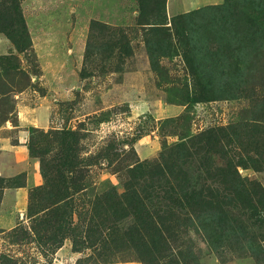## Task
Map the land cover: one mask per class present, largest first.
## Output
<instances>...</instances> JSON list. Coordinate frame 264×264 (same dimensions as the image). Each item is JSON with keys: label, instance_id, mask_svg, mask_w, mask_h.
Returning <instances> with one entry per match:
<instances>
[{"label": "rangeland", "instance_id": "374dc122", "mask_svg": "<svg viewBox=\"0 0 264 264\" xmlns=\"http://www.w3.org/2000/svg\"><path fill=\"white\" fill-rule=\"evenodd\" d=\"M18 2L33 49L29 54L19 53L0 33V55L8 57L0 62V264H9L4 256L17 264H145L132 244L125 243L124 232L130 220L117 223L109 238L93 248L76 252L71 237L65 234L60 248L41 246L30 228L32 220L27 210L32 191L44 185L46 178L40 158L30 152V138L38 142L39 149L51 150L46 155L49 162H45L49 165L61 150L57 133H80L79 158H90L93 164L84 166L87 187L72 197L73 219L76 221L80 212L107 229L109 219L95 218L96 199L113 188L123 193L130 168L143 161H157L160 155L168 157L171 146L200 131L263 121L256 141L264 149V41L257 52L246 53L250 61L246 58L241 69H228L216 63L217 46L208 48L201 41L200 52L191 56L187 45L190 57L185 58L181 36L174 26L157 30L147 23L141 25L139 0ZM225 2L166 0L165 13L168 22L193 13L194 23L198 21L195 18H206L211 24L214 10L221 17L219 25L227 26V38L242 36L221 8ZM251 2L258 3L249 0L237 13H244L243 25L254 20L262 26L264 9ZM199 9L203 15L198 16ZM191 23L188 31L193 29ZM179 27L182 30L181 24ZM223 49V53L228 51L227 46ZM243 51L236 54L244 56ZM232 94L237 96L226 98ZM262 152L259 159L264 157ZM263 164L239 166V172L251 186L259 182L264 187ZM142 170L139 167L138 173ZM176 184L177 179L171 176L164 188ZM171 211L180 213L176 204ZM249 212L243 210L236 216L242 220L245 217L248 222H243L249 225ZM257 225L252 231L264 235V225ZM19 227L30 230L29 239L18 240ZM181 236L184 240L180 248L186 252V247L194 246L201 264H264L249 252L235 254L230 250L231 256L222 261L193 226ZM171 248L176 252L177 248ZM110 249L113 257L105 262L103 251Z\"/></svg>", "mask_w": 264, "mask_h": 264}, {"label": "trees", "instance_id": "16d2710c", "mask_svg": "<svg viewBox=\"0 0 264 264\" xmlns=\"http://www.w3.org/2000/svg\"><path fill=\"white\" fill-rule=\"evenodd\" d=\"M248 1L226 0L221 7L232 19L231 26L237 28L242 35L231 38L224 35L228 30L227 26L223 23L222 26L219 25L221 17L214 10L210 14L213 20L211 24L207 23L204 16L205 20L195 18L198 21L194 23L191 21L195 17L193 13L181 14L168 22L166 0H139L140 20L141 25L147 23L157 30L160 27L167 29L174 26L173 29L181 36L180 48H183L185 58L190 53L186 51L187 45L192 50V56L196 54L195 51L200 52L199 44L203 41L209 45L208 48L217 46L214 55L218 65L239 70L242 64L250 61L246 53L257 52L256 48H261V42L264 41V24L261 26L252 20L248 25H243L241 19L244 13H237L240 11L239 6ZM257 1L258 3L251 4L264 9V0ZM202 13L199 9L198 16L203 15ZM190 22L193 29L188 31ZM0 33L11 40L19 53L29 54L33 49L29 27L18 0H8L4 4L0 2ZM170 42L173 43L168 41ZM226 46L228 51L223 53V47ZM241 51L244 56L236 54ZM7 58L0 55V62ZM230 79L233 80V76ZM235 96L237 95L232 94L226 98ZM262 122L202 130L188 140L171 146L168 157L160 155L157 161H143L135 169L130 168L123 193H118L114 188L109 189L95 201V218L97 221L109 219L107 229H102L97 224L100 222L96 223L95 219L87 220L80 212L76 221L73 219L72 208H75V204L72 197L74 193L87 187V170L84 166L93 164L90 158H79L78 144L82 138L80 133L77 130L57 133L61 150L53 155V163L49 165L45 162H49L46 155L51 150L39 149L38 142L31 137L30 152L40 158L46 183L36 186L31 193L27 210V215L32 220L30 228L41 246L48 250L60 248L65 234L71 237L73 250L79 252L102 245L117 223L130 220L131 223H128L124 232L125 243L132 244L135 254L145 264H201L194 246L186 247V252L180 248L182 239L184 240L181 234L187 233L189 227L193 226L222 261L228 260L231 251L235 254L249 252L259 262H264V235H257V232L252 231V226L258 224V228H261L264 225V187L259 182L256 185L252 183L251 186L239 172V166L248 167L264 161V157L258 158L264 149L256 141ZM139 167H143L140 174ZM171 176L177 179L176 187L164 188V183ZM145 177L148 178L147 181ZM134 178L138 181L134 182ZM174 204L180 213L171 211ZM243 210L250 211L249 225L245 224L248 222L245 217L244 223L241 217L236 216V213L240 216ZM16 231L18 240L29 239L31 235L27 228L23 230L19 227ZM172 246L177 248L176 252ZM113 252L111 249L110 252L103 251L107 256L105 262H110ZM5 258L9 264H17L15 259L4 256Z\"/></svg>", "mask_w": 264, "mask_h": 264}]
</instances>
